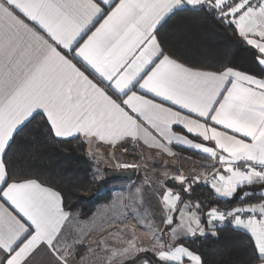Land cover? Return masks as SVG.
Returning <instances> with one entry per match:
<instances>
[{"label":"snow or ice","instance_id":"6c2138e0","mask_svg":"<svg viewBox=\"0 0 264 264\" xmlns=\"http://www.w3.org/2000/svg\"><path fill=\"white\" fill-rule=\"evenodd\" d=\"M184 14L238 37L258 72L233 66L227 53L214 63L177 54L168 26ZM36 120L45 140H79L97 163L138 142L170 157L176 144L206 161L199 171L176 169L180 190L158 193L164 227L146 214L140 222L148 246L125 225L131 236L120 245L96 242L101 264L147 251L155 260L144 264H205L184 241L225 224L246 235L251 264H264V0H0V264H34L41 254L51 264H89L96 252L89 245L81 254L62 191L13 159ZM200 183L235 206L182 199ZM131 200H143L141 188Z\"/></svg>","mask_w":264,"mask_h":264},{"label":"trees","instance_id":"16d2710c","mask_svg":"<svg viewBox=\"0 0 264 264\" xmlns=\"http://www.w3.org/2000/svg\"><path fill=\"white\" fill-rule=\"evenodd\" d=\"M168 28L174 51L190 61L214 63L227 53L233 66L242 71L258 72L251 50H246V45L238 37L223 30L210 18L184 14L171 21ZM178 30L182 33L179 43L172 39ZM17 145L19 150L13 156L16 163L53 183L62 191L69 210L77 212L81 218H88L98 207L111 204L113 195L110 185L116 179L98 180L94 177V163L87 154L86 146L79 140L70 143L45 140L44 129L40 121L36 120L17 138ZM178 150L195 160L205 161L192 151ZM168 185L179 187L180 190V186L173 181ZM254 187L259 192V186ZM182 199L198 202L205 209L211 206L224 209L235 206L231 201L218 199L214 191L203 183L196 185L190 194H183ZM249 199L259 203L260 197L257 195ZM202 222L207 226L206 218ZM216 231L215 236L209 233L206 238H198L194 243L190 240L184 243L198 251L205 264H251L252 257L245 234L228 224L218 225Z\"/></svg>","mask_w":264,"mask_h":264},{"label":"rangeland","instance_id":"374dc122","mask_svg":"<svg viewBox=\"0 0 264 264\" xmlns=\"http://www.w3.org/2000/svg\"><path fill=\"white\" fill-rule=\"evenodd\" d=\"M180 155L176 154L174 156L164 157L163 155H153L151 156L142 154L139 157L130 158L128 154H120L118 156L119 160L113 162L110 158L106 162L97 163L91 159L94 163V177L101 180L107 178V168L116 167L117 162L126 163V164H135L139 165L137 167V175L134 179H123L119 178L114 180L110 185V190L114 198H117V201L110 208H101L97 210V214L92 215L88 218L80 219V227L78 229L77 235L73 233L74 226L70 227L73 235L83 238L84 243L82 248H80L81 254L88 252V247H91L95 250L96 255L93 257L91 253H88L90 259L89 264H93L95 261L96 264H101L104 260V245L101 244L99 248L96 247V242L103 239L107 241L108 244L118 246L120 245L121 239L130 238V232H121L124 229L125 225L131 227L136 226V235L139 240H142L143 243L148 246L151 240V234L146 227H142L140 222L143 219V216L146 214L158 228H163L164 225L161 223V213L159 209L161 208L160 199L158 193L164 191V186H169V182H172L171 175L176 169H182L185 173H188L191 169L196 168L197 171L200 170V164L206 163V161L199 162L197 160H189L178 150ZM190 158V157H189ZM166 162V163H165ZM168 171V176H165V171ZM125 181L127 187L123 188L115 187V182ZM127 181V182H126ZM164 182V183H163ZM174 182V181H173ZM177 184L176 182H174ZM178 185V184H177ZM137 188H141L143 191V200L132 201L131 196L135 193ZM179 191V187H172ZM128 199V206L125 208V214L122 212V207H124V202H121L122 197ZM104 205L102 207L110 206ZM123 213V214H122ZM108 233H111L109 235ZM165 235V239H167ZM147 255L154 257V254L151 251L138 253L135 256L125 258L123 264H134L138 259H146Z\"/></svg>","mask_w":264,"mask_h":264},{"label":"crops","instance_id":"0c3cea01","mask_svg":"<svg viewBox=\"0 0 264 264\" xmlns=\"http://www.w3.org/2000/svg\"><path fill=\"white\" fill-rule=\"evenodd\" d=\"M96 26H98V24L96 25ZM95 29L93 28V31H94ZM82 70H84L83 68H82ZM86 74H88V75H90V77H91V73L90 72H88V71H86ZM126 147H127V152H122L121 150H120V148H119V145L117 146V149L115 150V152H116V157H117V159H111L113 162H116V161H118L119 160V158H118V156L121 154H128V157H129V159L130 158H137V157H139V155H142V154H145L146 153V155H151V156H155V155H157V153H156V150H149V149H147L146 147H144L143 146V144H142V142H138V143H128V144H126ZM170 147H172V150H173V152L174 153H176V154H178V155H180V153L178 152V149H185V150H187V151H192V150H190V149H187V148H185V147H182V146H179V145H176V144H173V145H170ZM192 152H194V151H192ZM195 153V152H194ZM164 157H169V156H167V155H164V154H162ZM180 156H182V155H180ZM184 156V155H183ZM186 156V158H188L189 160H195V159H193L192 157H190V156H188V155H185ZM190 157V158H189ZM197 161H199V160H197ZM200 162V161H199ZM108 169H125V168H117V167H112V168H107V170ZM136 175H137V173H136ZM95 177H96V175H95ZM127 182V181H126ZM164 183V182H163ZM115 187H118V188H123V186H125V187H127V184H129V183H125V181H122V180H120V181H117V182H115ZM125 197L123 196L122 198H121V200H119L120 202H121V205H122V202H124V200H126V203H124V207H122V212L125 214V208L128 206V199H124ZM114 201L116 202L117 201V198L115 197L114 198ZM114 202V203H115ZM114 203H112L110 206H106V207H102L101 206V208H110V207H112L113 205H114ZM99 208V207H98ZM126 209H128V208H126ZM98 210V209H97ZM74 214H75V218H74V220L72 221V223L69 225V228L72 226V225H75L74 226V230H73V233H75V235H77V232H79L78 231V229H79V227H80V225H81V223H80V219H81V217L78 215V213L77 212H73ZM122 213V214H123ZM95 214H97V211L93 214V215H95ZM84 219V218H83ZM74 235V236H75ZM80 239H82L83 241H84V239L83 238H80ZM145 260H149V259H138L137 260V262L136 263H134V264H144V261ZM150 261V260H149ZM34 264H51V258L50 257H48L47 255H44V254H41V256H38L37 258H36V260L34 261Z\"/></svg>","mask_w":264,"mask_h":264},{"label":"water","instance_id":"95a60500","mask_svg":"<svg viewBox=\"0 0 264 264\" xmlns=\"http://www.w3.org/2000/svg\"><path fill=\"white\" fill-rule=\"evenodd\" d=\"M137 169L136 168H125V169H109L107 171L108 179H134L136 177ZM147 258L154 260L153 257L147 255Z\"/></svg>","mask_w":264,"mask_h":264}]
</instances>
